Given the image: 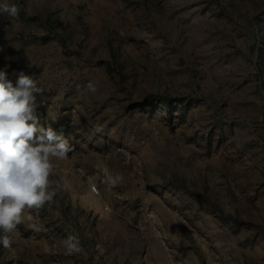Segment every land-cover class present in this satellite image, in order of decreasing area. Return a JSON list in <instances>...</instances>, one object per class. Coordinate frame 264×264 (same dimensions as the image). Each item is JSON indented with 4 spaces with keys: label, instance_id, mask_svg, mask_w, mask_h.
Masks as SVG:
<instances>
[{
    "label": "rangeland",
    "instance_id": "obj_1",
    "mask_svg": "<svg viewBox=\"0 0 264 264\" xmlns=\"http://www.w3.org/2000/svg\"><path fill=\"white\" fill-rule=\"evenodd\" d=\"M13 2L0 70L73 151L0 264H264V0Z\"/></svg>",
    "mask_w": 264,
    "mask_h": 264
},
{
    "label": "clouds",
    "instance_id": "obj_2",
    "mask_svg": "<svg viewBox=\"0 0 264 264\" xmlns=\"http://www.w3.org/2000/svg\"><path fill=\"white\" fill-rule=\"evenodd\" d=\"M0 15L18 18L19 6L13 0H0ZM87 88L96 91L92 83ZM42 92L23 71L13 86L6 71L0 70V247L5 250L12 248V234L24 223L25 214L35 210L38 215L61 193L63 186L50 177L56 162L66 160L73 151L63 130L39 122L36 95ZM108 179L115 184L121 177ZM28 227L40 231L42 226L34 222ZM61 244L68 256L84 253L75 236L69 235Z\"/></svg>",
    "mask_w": 264,
    "mask_h": 264
},
{
    "label": "built area",
    "instance_id": "obj_3",
    "mask_svg": "<svg viewBox=\"0 0 264 264\" xmlns=\"http://www.w3.org/2000/svg\"><path fill=\"white\" fill-rule=\"evenodd\" d=\"M92 189H93V191H95V193H97V194L100 192L97 186H93Z\"/></svg>",
    "mask_w": 264,
    "mask_h": 264
}]
</instances>
